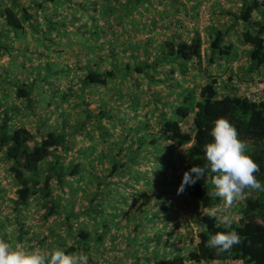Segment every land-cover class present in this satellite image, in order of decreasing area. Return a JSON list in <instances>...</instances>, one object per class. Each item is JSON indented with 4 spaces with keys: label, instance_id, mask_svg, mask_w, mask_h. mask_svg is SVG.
<instances>
[{
    "label": "trees",
    "instance_id": "1",
    "mask_svg": "<svg viewBox=\"0 0 264 264\" xmlns=\"http://www.w3.org/2000/svg\"><path fill=\"white\" fill-rule=\"evenodd\" d=\"M69 1L77 2L75 6H96L101 0H75V2L74 0H0V58L10 55L11 48L18 47L12 41L22 37L25 24L30 25L33 37L39 42L33 41L30 50L39 56L43 51L37 45L45 49L52 47L62 22H58L60 18L48 21L46 19L48 16H45L46 6ZM115 2L128 6L131 3H138L139 0H115ZM226 12L232 16V21L226 25L209 27L208 23L207 26H202L203 29L206 28L203 34L194 26L189 37L178 36L160 41L161 54L168 55L167 58L176 65L180 59L194 60L197 67H201L205 79L198 84L185 87L183 98H181L182 93L177 95L176 101H179L172 106L176 118L159 120L152 128V135L148 137L136 133L138 126L133 129L128 127L132 129L130 133L121 130V125H116L118 121L111 117L114 112H108L107 108L101 107L98 112H94L85 106L83 101L88 92L92 91L91 88L105 84L118 71L114 64L102 66L101 57L78 67L83 70L76 90L71 89L67 79L60 84L59 74L62 73L64 76L67 72L62 71L63 67H60L59 63L57 67L52 68V72H49L51 67L49 65L56 62L53 59L44 62L46 68L44 74H36L26 82L16 80L13 83L9 82L7 76V61L11 62L14 59L9 58L6 62H0V83L11 87L10 92H7L2 86L0 93V168L3 167L2 162H4V174L13 185L10 209L13 210L15 218L13 225L16 228L14 240L16 244L29 245L35 242L41 246L45 243L46 250L49 251L59 247L66 253L82 252L89 256V264H98L93 253L107 260L104 258L106 251L103 249L102 239L110 228L102 211L112 204L106 192L112 189L108 186L105 188L106 183L111 181L105 178L120 174L122 169L131 170L130 173L136 171L132 177L129 176L125 180L139 178L137 172L140 170H136L133 166L135 161L144 160L143 155L154 151L152 145L160 140L165 142L168 150L155 152L156 156L152 164L155 167L160 166L156 171L159 174L156 183L158 194L167 193V186H164L167 181L165 175L167 167L170 168L172 175L175 171V179L180 185L185 171L192 166H204L207 163L205 145L212 141L210 131L214 121L220 117L226 118L235 127L238 138L247 144L246 154L258 164L259 171L255 175L264 185V96L259 94L257 98L252 97L254 79L264 78V0H240L237 11L226 10ZM56 20L58 23L55 22ZM46 21L47 24L44 23ZM40 23L44 26H40ZM237 23L241 25L236 29ZM232 28L235 29L232 31L234 41L227 37ZM46 31L49 34H46L45 39L42 40ZM233 42L240 46L238 51L233 48ZM223 57L231 61L238 57V67L234 69L229 64L224 79L221 83H217L215 73L210 67L214 60ZM241 58L246 61V66L241 63ZM146 66L145 63H137L133 64L132 69L141 72ZM31 67L36 68V64ZM129 67L130 65L126 64L125 70ZM223 70L224 68H221L220 72ZM251 71L254 73L251 74ZM52 74H58L55 80L49 78ZM39 79L43 81V88L49 91V105L52 106L51 103L57 95L67 108L58 110L60 112L58 126H51L45 120L46 117L41 119L39 116V121L34 127L35 132H32L27 125L15 122L14 117L15 114L22 115L23 111L35 102L31 100L33 93L31 90L42 85L36 83ZM72 91L74 94L71 93ZM8 94L12 95L9 100ZM71 95H74V100L68 101ZM70 102H73V105ZM66 112L76 116V123L69 124L66 121ZM41 115L47 114L41 113ZM103 115L110 122V129L101 122ZM141 124L149 125L148 122ZM88 125L95 127L97 131L95 140L98 144L84 146L78 150L82 157L74 160L66 153L70 148L67 135L72 131L83 133V129ZM87 133L84 135H88ZM105 141H107L106 145H102ZM97 145H100L98 148L107 149L106 153L100 151L93 154ZM123 146L127 148V153L121 154ZM170 146L179 148L175 159L172 158L173 152ZM116 155L123 159H119ZM138 156H141L140 160ZM179 159H182V162L174 168L173 164ZM99 163L102 167H96ZM211 175L206 172L204 178L194 185L186 186L182 193L184 200H190L198 208V211L191 215V224L187 218L176 219L177 210L171 208L174 212V220L183 226L181 232L177 235L174 233V237L187 244L186 248L174 244L176 248L173 253L165 250L158 253L156 249L147 251V248H143L147 251L141 257L145 261L143 264H152L154 260L160 259L167 263L170 257L180 258L189 264H229L231 260L237 264H264V191L246 190L248 192L246 198L236 208L238 213L236 222L231 228H226L217 219L208 215L209 211L220 203L219 200L207 195L213 188ZM78 176L85 178V184L89 186L90 183L94 184L87 191L85 210L73 209L72 205L55 194V189L64 191L71 183L70 180L72 178L77 180ZM115 181L114 183H120L118 180ZM0 184L2 185L1 182ZM33 200L38 202L42 211L39 216L31 217L32 222H44L48 227L41 236L29 234L26 223L19 217L22 210ZM138 207L143 209L142 206ZM165 208L166 206L162 204L161 209ZM137 211L140 212V220H142V211ZM86 213L90 215L87 220L97 225V229L82 225L79 217L86 216ZM114 221L116 222L117 219ZM139 224H141L139 221L133 224L128 235L123 239L125 242L120 250L127 251L132 244H134L132 248H136L142 242L143 231L141 228L137 231ZM2 225L3 221L0 219V226ZM231 230L239 233L241 243L233 246L230 251L219 252L206 246L212 235ZM0 237L7 242L11 241L4 231ZM135 238H137L136 243L133 242ZM32 239L35 240L32 242ZM163 244H167V238L163 240Z\"/></svg>",
    "mask_w": 264,
    "mask_h": 264
},
{
    "label": "rangeland",
    "instance_id": "2",
    "mask_svg": "<svg viewBox=\"0 0 264 264\" xmlns=\"http://www.w3.org/2000/svg\"><path fill=\"white\" fill-rule=\"evenodd\" d=\"M118 3L115 0H101L96 6H75L77 2L69 1L46 6L45 16L49 17L46 19L51 21L60 18L58 22H62L60 24L61 29L56 33L55 41L52 42V47L45 49L37 45L43 51L39 56L30 50L33 43L37 41L33 37L34 34L30 25L25 24V32L21 34L22 37L12 41L18 47L11 48L10 55L0 58V62H6L9 58L14 59L11 62L7 61V76L9 82L13 83L16 80L17 82L22 80L26 82L36 74H44L46 71L44 62L53 59L56 62L52 63L56 64L51 63L49 65L51 66L49 72H52V68L57 67L59 63L60 67H63L62 71L67 72L64 76L62 73L59 74L61 76L60 84H63L64 80L67 79L71 89L76 90L83 70L78 67L85 65L87 61L90 63L95 58L101 57L102 66L114 64L118 71L105 84H98L91 88L92 91L88 92L83 101L85 106L94 112H98L101 107L107 108L109 109L108 112H114L111 117L118 121L116 125H121V130L130 133L133 127L138 126L136 133L145 134L148 137L152 135V128L159 120L176 118L172 106L179 101H176L177 95L182 93L181 98H183L185 87L193 86L205 79L202 76L201 67H197L194 60L180 59L176 65L167 58L168 55L161 54L160 41L178 36L189 37L194 26L203 34L206 30V28H202L203 25L207 26L209 23V27H221L230 23L232 16L226 10L237 11L240 0H139L138 3H131L128 6ZM31 8L34 7L31 6ZM48 21L44 23L47 24ZM240 25L237 23L235 28L237 29ZM40 26H44V24L40 23ZM234 30L233 28L230 29L227 36L233 41L232 31ZM46 34L49 32H45L42 40L45 39ZM46 43L49 42L46 41ZM233 45L237 51L240 49L236 42H233ZM230 61V59L223 57L217 58L212 63L210 69L214 71L217 83H221L224 79L229 64L232 68L238 67V57ZM241 61L245 66L244 58H241ZM137 63H145L147 66L143 71L136 72L132 67L133 64ZM34 64H36V68L32 69L31 66ZM126 64L130 65L131 70L129 68L125 70ZM221 68H224L222 72H220ZM250 73L253 74L254 71ZM57 76L58 74H52L49 78L55 80ZM39 80L36 83L42 85L31 90L33 92L31 100L35 102L27 107L22 115L15 114L14 117L15 122L27 125L32 132H35L34 127L39 121V116L41 119L46 117L45 120L51 126H58V120H60L58 119L60 113L58 110L67 108L57 95L54 97V102L51 103L53 107L50 106V102H48L49 91L43 88V81ZM2 86L3 89L10 92L11 87L8 84L0 83V93ZM71 93L74 94L73 91ZM11 94H8V100L10 96L12 97ZM69 99L74 100V95L69 96L68 101ZM72 103L70 102L71 105H73ZM182 103L184 102L182 101ZM41 113L47 115L42 116ZM75 117L73 113L66 112L65 114L69 124L76 123ZM101 118V122L110 129L111 125L107 117L103 115ZM143 122H148L149 125L141 124ZM42 127L44 129V126ZM86 132L88 135H84ZM96 134L95 127L90 125L83 129V133L72 131L68 134L67 143H70V148L68 152L66 151L67 156H71L74 160L81 158L82 155L78 150L84 146L98 144L95 140ZM106 143L107 141L103 142L102 145H106ZM99 146L94 148L93 154L100 151L106 153L107 149L98 148ZM152 146L154 151H143L147 153V155H143L144 160L135 161L136 163L133 165L136 170H140L137 172L139 178L125 180L129 176L132 177L136 172L130 173L131 170L128 169H122L120 174L105 178V180H111L106 183L105 188L108 186L112 189V191H106L107 197L112 200L110 202L112 204L104 208L102 212L108 220L110 230L102 239V246L106 251V257H103L107 260L93 253L98 264H114L116 262L118 264H143L145 261L141 257L147 251L156 249L158 253L161 250L173 253L176 248L175 245H182L184 248L187 246V244L180 242L179 238L174 237V233L177 235L181 232L183 226L176 223L171 208L177 210L176 219L187 218L189 224H191V215L197 212L198 208L190 200H184L183 194H177L179 184L175 179V171L172 175L169 167L165 169L167 181L164 184L165 187L167 186L168 192L163 195L158 194L156 183L159 174L156 171L160 169V166L156 165L155 167L152 162L156 156L154 153L165 152L168 150V146L160 140ZM148 148L150 149V147ZM171 148L172 158L175 159L179 148L177 146ZM122 152L127 153L125 146L122 147L121 154ZM119 159H123V157H119ZM138 159L140 160L141 156H138ZM181 162L182 159L176 160V163L173 164L174 168L179 166ZM2 166L0 168V182L2 183V185L0 184V219L3 221V225L0 226V234L4 231L11 240L9 242L16 245L14 242L16 228L13 225L15 218L13 210L10 209L13 185L9 183L8 177L4 174V162H2ZM96 167H102V164L99 163ZM115 180L120 183H114ZM70 181L71 183L65 187L64 191L55 189V194L72 205L73 209L85 210L87 191L94 184L90 183V186L85 184L83 176H78L77 180L72 178ZM246 193L248 194L247 191ZM162 204L166 206L164 210L161 209ZM138 206H142L143 209H138ZM137 210L142 211V220H140V212ZM22 211L19 217L26 223L28 233L33 236H41L48 227L44 222H32L31 218L32 216H39L42 211L38 202L33 200ZM235 211L238 216L237 209ZM85 215L79 217L82 225L97 229V225L87 220V217L90 216L89 213ZM116 219L117 221L113 222ZM136 221L141 223L137 226V231L140 228L143 231L142 242L136 248H132L134 246L132 244L127 251L120 250L119 248L125 242L123 239L126 238L128 231ZM165 238H167V244H163ZM34 240L32 239V242ZM133 242L136 243L137 238ZM46 246L43 243L40 247L46 249ZM143 248H147V251ZM114 257L116 258L114 259ZM161 263L165 262L160 259L154 260L152 264ZM184 263L189 264L180 258L172 259L170 257V260L165 264ZM229 264H237V262L231 260Z\"/></svg>",
    "mask_w": 264,
    "mask_h": 264
},
{
    "label": "clouds",
    "instance_id": "3",
    "mask_svg": "<svg viewBox=\"0 0 264 264\" xmlns=\"http://www.w3.org/2000/svg\"><path fill=\"white\" fill-rule=\"evenodd\" d=\"M210 135L212 141L205 145L207 163L192 166L183 173L177 194L204 178L206 172L211 173L213 188L207 195L220 203L208 215L231 228L237 219L235 210L246 198V190L264 191V185L255 175L259 171L258 164L246 154L247 144L238 138L235 127L226 118L214 121ZM240 243L239 233L231 230L212 235L206 246L227 252ZM0 264H89V256L82 252L66 253L59 247L49 251L35 242L13 245L0 238Z\"/></svg>",
    "mask_w": 264,
    "mask_h": 264
},
{
    "label": "built area",
    "instance_id": "4",
    "mask_svg": "<svg viewBox=\"0 0 264 264\" xmlns=\"http://www.w3.org/2000/svg\"><path fill=\"white\" fill-rule=\"evenodd\" d=\"M253 94L252 97H259L258 95L261 94L264 96V78H255L253 81ZM255 92V93H254Z\"/></svg>",
    "mask_w": 264,
    "mask_h": 264
},
{
    "label": "crops",
    "instance_id": "5",
    "mask_svg": "<svg viewBox=\"0 0 264 264\" xmlns=\"http://www.w3.org/2000/svg\"><path fill=\"white\" fill-rule=\"evenodd\" d=\"M245 66L247 65V64H244ZM235 69V68H234Z\"/></svg>",
    "mask_w": 264,
    "mask_h": 264
}]
</instances>
